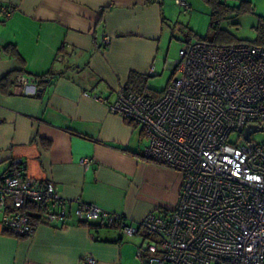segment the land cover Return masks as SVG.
I'll return each mask as SVG.
<instances>
[{
  "label": "crops",
  "instance_id": "1",
  "mask_svg": "<svg viewBox=\"0 0 264 264\" xmlns=\"http://www.w3.org/2000/svg\"><path fill=\"white\" fill-rule=\"evenodd\" d=\"M166 2L0 0L13 9L0 20V79L19 70L48 76L35 95H24L14 75L0 91V179L20 157L28 176L70 200L63 221L37 226L29 237L4 232L0 209V264H81L86 256L95 264H144L136 256L142 231L127 236L118 224L84 222L74 211L83 201L136 222L178 200L181 175L141 159L142 127L108 108L130 72L155 69ZM83 158L93 159L86 169Z\"/></svg>",
  "mask_w": 264,
  "mask_h": 264
},
{
  "label": "built area",
  "instance_id": "2",
  "mask_svg": "<svg viewBox=\"0 0 264 264\" xmlns=\"http://www.w3.org/2000/svg\"><path fill=\"white\" fill-rule=\"evenodd\" d=\"M175 3L190 9L188 0ZM12 12L0 6V20ZM172 69L159 95L120 86L108 108L142 127L141 159L181 175L175 205L136 222L83 201L74 212L84 222L118 224L127 236L142 231L136 256L144 264H264V144L251 138L264 131V46L193 40L182 43ZM16 82L24 95L36 94L38 79L18 76ZM248 126L256 130L247 140ZM92 162L80 160L85 169ZM26 169L15 157L0 179L1 227L16 237L63 221L70 204L53 183L31 178ZM81 264L95 259L86 256Z\"/></svg>",
  "mask_w": 264,
  "mask_h": 264
},
{
  "label": "rangeland",
  "instance_id": "3",
  "mask_svg": "<svg viewBox=\"0 0 264 264\" xmlns=\"http://www.w3.org/2000/svg\"><path fill=\"white\" fill-rule=\"evenodd\" d=\"M227 1V0H226ZM242 0H228L229 5L238 6ZM250 3V11L230 13L218 23V29L226 31L235 41H255L264 37V0H246ZM189 10H183L173 0L165 8V30L161 52L155 62V75L149 78L151 90L162 92L169 80L175 75L171 64L178 59V49L187 38L196 40L198 37L213 34L210 28V7L203 0H188ZM175 22H178L175 24ZM176 27L175 37L171 38L172 28ZM237 138L230 135V141ZM252 140L264 144V131L253 133Z\"/></svg>",
  "mask_w": 264,
  "mask_h": 264
},
{
  "label": "trees",
  "instance_id": "4",
  "mask_svg": "<svg viewBox=\"0 0 264 264\" xmlns=\"http://www.w3.org/2000/svg\"><path fill=\"white\" fill-rule=\"evenodd\" d=\"M208 6L210 7V28L213 31V34L211 37L209 35H206L204 37H198L196 40H203L207 41L211 44H224V43H230L234 42L235 40H232L231 37H229L225 30L218 29V23L227 17L228 14L236 12L240 13L242 11H250L251 6L250 3L246 0H242L240 5L233 6L229 5L226 0H203ZM187 38L184 40L183 43H189L193 40L190 39V37L186 36ZM258 45L264 46V37H259L254 41ZM7 47H5L6 49ZM12 53L15 55L17 59L20 60V55L15 47L12 48ZM18 74L16 75V73ZM14 71L12 73H9L5 75L3 78L0 79V91L5 92L8 90V88L13 84V79L15 76H23L24 74H27V71L19 70ZM21 74V75H20ZM14 75V76H13ZM13 76V77H12ZM151 75H144L137 72H130L128 75L126 88L128 91L137 93V94H147L151 96H156L155 92L151 90V88L148 86L149 78ZM12 77V78H11ZM15 77V80H16ZM48 77L47 75L43 76H31L30 78L38 79L39 83L38 85H41L42 82H45L44 79ZM29 78V77H28ZM47 81V80H46ZM49 82V81H47ZM149 88V89H148Z\"/></svg>",
  "mask_w": 264,
  "mask_h": 264
},
{
  "label": "water",
  "instance_id": "5",
  "mask_svg": "<svg viewBox=\"0 0 264 264\" xmlns=\"http://www.w3.org/2000/svg\"><path fill=\"white\" fill-rule=\"evenodd\" d=\"M256 130L255 126H248L245 131V138L248 140L249 139V134L253 131Z\"/></svg>",
  "mask_w": 264,
  "mask_h": 264
}]
</instances>
